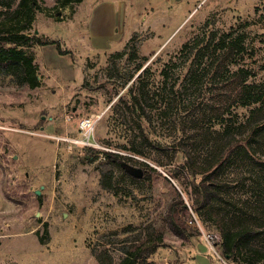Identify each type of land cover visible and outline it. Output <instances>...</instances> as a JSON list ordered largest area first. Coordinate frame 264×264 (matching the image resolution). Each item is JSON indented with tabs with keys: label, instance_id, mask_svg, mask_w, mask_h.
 Masks as SVG:
<instances>
[{
	"label": "rangeland",
	"instance_id": "1",
	"mask_svg": "<svg viewBox=\"0 0 264 264\" xmlns=\"http://www.w3.org/2000/svg\"><path fill=\"white\" fill-rule=\"evenodd\" d=\"M1 1L0 29H19L27 16H10L18 0ZM28 3L24 32L58 41L67 52L56 44L20 46L36 65L33 86L0 65V264H99L97 255L117 264L131 241L152 230L164 236L150 256L157 264H221L208 256L203 234L219 237L217 231L191 207L200 177L175 148L181 142L209 152L225 121L235 143L244 137L237 121L249 107L216 109L221 77L206 70L213 39L209 56L202 57L201 45L233 27L244 49L229 67L249 68L247 81L264 83V0ZM195 37L202 43L180 50ZM139 86L147 119L132 104ZM83 117L95 119L98 147L73 143L84 138L77 126ZM222 178V210L263 223L264 142L235 151ZM177 191L189 209L182 215L188 237L175 236L165 221ZM253 241L264 251V233Z\"/></svg>",
	"mask_w": 264,
	"mask_h": 264
},
{
	"label": "trees",
	"instance_id": "2",
	"mask_svg": "<svg viewBox=\"0 0 264 264\" xmlns=\"http://www.w3.org/2000/svg\"><path fill=\"white\" fill-rule=\"evenodd\" d=\"M3 3L4 1L0 2V4ZM11 4L6 3L8 7ZM29 12L28 0H18L13 5L10 12L11 18H18L20 14H24L27 19L19 29H0V65L6 68L7 74L16 76L20 83L33 86L37 83L33 56L19 47L32 44H56L60 54L67 51L61 49L58 41L43 39L41 36L31 37L24 32V29L30 28L31 15ZM196 38L184 42L180 50H192L202 43L200 39ZM212 39L213 51L206 70H210L212 74L217 73L216 78L221 77L216 83L218 86L216 85L214 88L216 109L221 112L225 108H229L228 105L249 107V113L237 121L239 128L242 127L244 137L239 138V143H235L238 138L229 132L232 122L225 121L219 130L215 129L217 137L214 138L209 152L203 155L202 153L197 154L188 143L183 145L181 142H178L175 151L183 152L184 165L189 173L200 177L191 190V207L198 213L202 223L217 231L219 235L217 244L221 253L238 264H264V251L252 245L253 240L264 233V221L258 225L249 224L244 222L246 220L240 219L238 213L226 212L221 208V203L225 200L223 196L225 183L222 176L230 162L231 155L237 150L238 153L241 151L248 153L253 144L264 142V83L247 81L248 77L253 74L249 68L240 66L232 69L229 67L234 62L235 55L244 49L241 38L233 35V27L229 31L211 33L207 39L208 42L205 41L201 45L202 49H206V52L202 53V57L205 54L209 56L207 50L212 46V41L210 42ZM143 71L137 76L138 82L142 80ZM162 72L166 77V69H162ZM140 88L142 91L134 94L132 101L134 108H138L137 115L139 117L144 115L143 87L139 86ZM145 118L147 119V117ZM140 136L144 141H148L142 129ZM154 147L163 150V146L159 143L155 142ZM188 213L189 209L177 191L167 204L165 215L166 224L175 236L188 237L185 233L186 224L182 218V215ZM163 237L162 231L152 230L146 235L134 239L126 246L117 264H157L150 256L158 246H164ZM97 259L99 264H110V260L105 263L107 261L104 258L101 260L99 255H97Z\"/></svg>",
	"mask_w": 264,
	"mask_h": 264
},
{
	"label": "built area",
	"instance_id": "3",
	"mask_svg": "<svg viewBox=\"0 0 264 264\" xmlns=\"http://www.w3.org/2000/svg\"><path fill=\"white\" fill-rule=\"evenodd\" d=\"M95 124V119L91 117H83L77 122V126L79 130L84 134L83 139H74V144H81L82 146H95L98 147L96 143H93V135L92 130ZM204 238L207 241L208 244V250L209 254L208 256L212 259H215L217 262L219 261L221 264H232L227 262L225 259L227 256L220 255L215 248V245L217 244L219 237L216 234L213 233H203ZM199 253V251H198Z\"/></svg>",
	"mask_w": 264,
	"mask_h": 264
},
{
	"label": "water",
	"instance_id": "4",
	"mask_svg": "<svg viewBox=\"0 0 264 264\" xmlns=\"http://www.w3.org/2000/svg\"><path fill=\"white\" fill-rule=\"evenodd\" d=\"M134 175L139 176V175H140V171H135V172H134Z\"/></svg>",
	"mask_w": 264,
	"mask_h": 264
},
{
	"label": "crops",
	"instance_id": "5",
	"mask_svg": "<svg viewBox=\"0 0 264 264\" xmlns=\"http://www.w3.org/2000/svg\"><path fill=\"white\" fill-rule=\"evenodd\" d=\"M168 264V263H167ZM215 264H217V263H215Z\"/></svg>",
	"mask_w": 264,
	"mask_h": 264
}]
</instances>
